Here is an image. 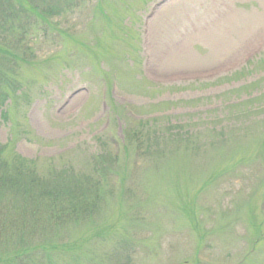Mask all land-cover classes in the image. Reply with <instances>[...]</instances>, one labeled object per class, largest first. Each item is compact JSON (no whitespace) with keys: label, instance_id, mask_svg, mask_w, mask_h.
Masks as SVG:
<instances>
[{"label":"rangeland","instance_id":"rangeland-1","mask_svg":"<svg viewBox=\"0 0 264 264\" xmlns=\"http://www.w3.org/2000/svg\"><path fill=\"white\" fill-rule=\"evenodd\" d=\"M31 22L0 28L19 86L0 142L82 176L88 203L16 264H264V0H72Z\"/></svg>","mask_w":264,"mask_h":264},{"label":"trees","instance_id":"trees-1","mask_svg":"<svg viewBox=\"0 0 264 264\" xmlns=\"http://www.w3.org/2000/svg\"><path fill=\"white\" fill-rule=\"evenodd\" d=\"M1 1L4 3L6 1L7 5L0 2V28L10 34L21 32L19 29L23 30L21 26L18 29L17 21H25L28 24L25 28L27 29L34 25L32 20L44 22L48 17L62 14L69 9L72 0ZM46 3L49 6L44 12H40ZM25 29L21 33L28 32ZM21 35L17 38H21ZM4 39L6 38H0V119H7L9 116L7 104L11 102L12 95L18 93L19 87L11 83L12 80L9 79L6 70L7 64L14 63L10 57H18L10 50V43L15 42H4ZM21 40L24 41V38ZM30 47L28 39L25 38L24 50L31 51ZM144 122L149 127L155 123L151 119ZM149 131L150 137L147 139L152 140L155 129L149 128ZM157 133V139L167 137L164 129L158 130ZM142 136L140 131L133 134L131 137L133 140L130 139L128 144L119 143L128 157L130 152L138 154L145 150L142 143L147 139H143ZM134 140L138 141V144H133ZM116 150L118 152L119 149ZM13 151L9 149V145L0 142V264L26 262L34 250H40L39 254L42 256L46 254L45 249H50L51 243L47 241L42 248H35V237L38 234L53 232L66 222L71 223L78 213L81 218L86 213L88 203L86 195L88 187L82 176L73 177L70 170L58 172L55 167L46 174L39 170L37 161L26 159ZM155 153L159 154L160 151ZM102 158L106 164V157ZM115 159L116 156L110 158L111 161ZM98 167L102 169L104 163H99Z\"/></svg>","mask_w":264,"mask_h":264}]
</instances>
